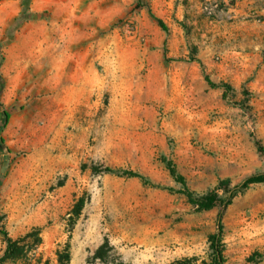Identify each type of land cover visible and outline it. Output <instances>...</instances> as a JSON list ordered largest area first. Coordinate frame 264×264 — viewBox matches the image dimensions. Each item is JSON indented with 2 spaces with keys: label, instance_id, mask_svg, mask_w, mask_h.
Listing matches in <instances>:
<instances>
[{
  "label": "rangeland",
  "instance_id": "1",
  "mask_svg": "<svg viewBox=\"0 0 264 264\" xmlns=\"http://www.w3.org/2000/svg\"><path fill=\"white\" fill-rule=\"evenodd\" d=\"M0 74V259L2 230L42 237L0 264L67 243L71 264H211L219 224L224 264L264 254V183L237 190L264 173V0H0ZM165 159L231 205L199 212Z\"/></svg>",
  "mask_w": 264,
  "mask_h": 264
},
{
  "label": "trees",
  "instance_id": "2",
  "mask_svg": "<svg viewBox=\"0 0 264 264\" xmlns=\"http://www.w3.org/2000/svg\"><path fill=\"white\" fill-rule=\"evenodd\" d=\"M154 17V16H153ZM156 22L158 23V26L166 33H168L169 29L167 25L161 20L156 17H154ZM202 65V64H201ZM205 80L208 83V85L212 88H222L224 89L225 94L228 93L230 90V87L228 85H217L212 82L209 76L205 75ZM0 93L3 90V84H2V77L0 74ZM10 120V114L7 111H4L0 116V122L2 123L0 132L5 129L9 123ZM0 147L6 148L5 141L2 137H0ZM166 163V167L169 171L170 176L175 180L177 184H179L182 187L181 194L185 195L188 202L195 207L199 212L204 211H210L214 209L218 204H223L225 208H227L229 205H231V200L228 202H225L222 198H220L219 194L215 191L210 192L209 194L205 196H195L194 193L190 191L188 188L186 179L178 172L177 167L174 165V163L170 160H164ZM103 174H116L121 175L127 178L131 179H139L142 181L145 185H152L151 182L148 180V178L144 177L138 172L134 171H118L114 170L112 168H104L101 171ZM264 183V173L252 176L248 179H246L239 187H237V190H247L252 185L256 184H263ZM220 187L222 189H228L229 187V181H222L220 183ZM237 191H235V194L233 197H235ZM86 200L84 198L80 199L78 203L76 204L74 210L71 213V217L69 219V225L71 228H73L77 221L80 219L82 212L85 208ZM218 231L213 234L210 239V249L212 251V262L211 264H224L225 258H224V244H223V234H222V225L219 224ZM2 235L7 243L6 250L4 252V256L0 259V263L10 261V260H26L28 259L29 254L32 251H35L42 245V237H41V230L39 228H34L30 232H28L24 237L20 239H13L9 236V233L5 230H2ZM71 246L69 243H67L65 249L61 251L58 255V262L59 264H71ZM262 260H264V254L261 253H255L252 258L250 259V263L258 264Z\"/></svg>",
  "mask_w": 264,
  "mask_h": 264
}]
</instances>
